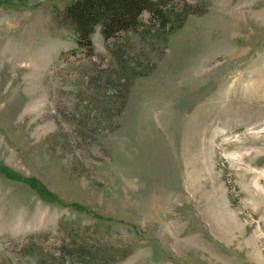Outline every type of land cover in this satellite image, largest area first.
Masks as SVG:
<instances>
[{
    "label": "rangeland",
    "instance_id": "rangeland-1",
    "mask_svg": "<svg viewBox=\"0 0 264 264\" xmlns=\"http://www.w3.org/2000/svg\"><path fill=\"white\" fill-rule=\"evenodd\" d=\"M73 1L0 0V161L62 203L0 174V264L60 257L94 213L117 264H264V0H173L167 40L98 27L93 56Z\"/></svg>",
    "mask_w": 264,
    "mask_h": 264
},
{
    "label": "trees",
    "instance_id": "trees-1",
    "mask_svg": "<svg viewBox=\"0 0 264 264\" xmlns=\"http://www.w3.org/2000/svg\"><path fill=\"white\" fill-rule=\"evenodd\" d=\"M172 1L76 0L68 4L57 19L60 25L74 31L78 48L88 51L89 56H93L95 47L92 36L98 27L101 28L105 42L111 45V50L118 46L119 37L123 34L143 33L167 40L169 35L179 30L191 15L190 11L176 13L169 5ZM192 7L193 5L185 3V8ZM144 14L149 15L148 22H144ZM0 174L30 185L44 200L62 204L56 195L46 191L36 179L23 177L1 161ZM74 207L80 211L91 212V209L81 205ZM94 217L96 221L91 225H77L71 220L59 222L57 238L61 244L60 257L52 254L48 259L44 252H40L35 255V264H117L126 259L131 253L129 249H124L123 255L119 256L120 249L107 248L108 243L113 244L110 237L113 236L111 234L113 228L110 224L104 225L107 219H102L95 213Z\"/></svg>",
    "mask_w": 264,
    "mask_h": 264
},
{
    "label": "clouds",
    "instance_id": "clouds-1",
    "mask_svg": "<svg viewBox=\"0 0 264 264\" xmlns=\"http://www.w3.org/2000/svg\"><path fill=\"white\" fill-rule=\"evenodd\" d=\"M142 15H143V13H142Z\"/></svg>",
    "mask_w": 264,
    "mask_h": 264
}]
</instances>
